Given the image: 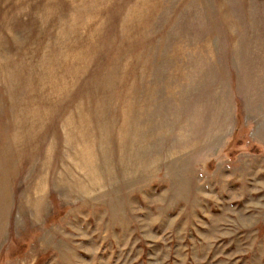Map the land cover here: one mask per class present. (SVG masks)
Returning <instances> with one entry per match:
<instances>
[{
  "label": "rangeland",
  "instance_id": "374dc122",
  "mask_svg": "<svg viewBox=\"0 0 264 264\" xmlns=\"http://www.w3.org/2000/svg\"><path fill=\"white\" fill-rule=\"evenodd\" d=\"M0 264H264V0H0Z\"/></svg>",
  "mask_w": 264,
  "mask_h": 264
}]
</instances>
